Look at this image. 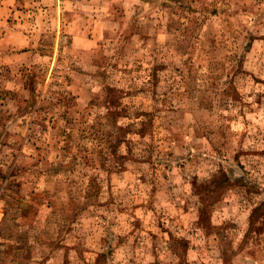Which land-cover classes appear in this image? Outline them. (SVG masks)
Wrapping results in <instances>:
<instances>
[{"label":"rangeland","instance_id":"obj_1","mask_svg":"<svg viewBox=\"0 0 264 264\" xmlns=\"http://www.w3.org/2000/svg\"><path fill=\"white\" fill-rule=\"evenodd\" d=\"M0 264H264V0H0Z\"/></svg>","mask_w":264,"mask_h":264}]
</instances>
